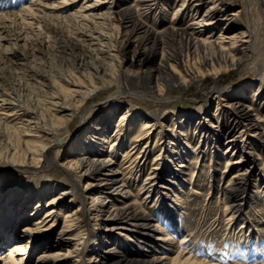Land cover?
Listing matches in <instances>:
<instances>
[{"label": "bare ground", "instance_id": "1", "mask_svg": "<svg viewBox=\"0 0 264 264\" xmlns=\"http://www.w3.org/2000/svg\"><path fill=\"white\" fill-rule=\"evenodd\" d=\"M74 1L76 0H72V3ZM80 1L78 7L70 14L85 25L88 20L100 24V21H96L100 16L94 10L99 4L101 5V0ZM172 1L174 0H131L130 3H127L126 0L109 1L110 4L105 10L108 16L103 19L104 22L102 21L101 24L110 25L114 32L100 31L98 36L111 43L113 49L116 50L114 54L116 58L117 52L121 53L124 58L117 61L118 67L108 68L107 72V68L103 65H88L94 71L90 72L93 78L88 79L87 84L84 81L81 83L78 78L68 80L69 85L67 90L62 93V98L56 96L57 99L52 102L53 109L56 114H59L57 119H51L45 113H40L33 119L20 120L19 123H16L18 116H15L14 111L5 108L2 104L6 100L3 97L0 98L2 102L0 104V139L2 138L5 143L0 148L5 152L9 161L21 165H37L43 162L50 164L52 157H48L47 152L58 141L55 137L54 126L57 124L68 125L75 108L80 107L86 101V97L91 96L92 89L106 87L117 76H121L125 82L135 80L138 86L151 93L152 98L164 104L167 99L166 94L174 88L197 85L206 78L217 80L231 69L239 67L242 61L246 62L247 67H254V69L264 66V63L259 65L257 63V56L264 48V40L259 39V21L252 16L253 14L251 15V10L255 6L261 8L263 12L264 0H243L242 8L246 15H249L246 17V24L234 28V30H232L233 22L237 11H229V5L225 0H180L178 6L173 8L170 13L167 23V21L165 22L167 10L163 4L170 5ZM67 2V0H61L62 4ZM200 9L201 12H199ZM27 10H31L30 5ZM221 20H223V24L220 26L222 30L211 38L212 30ZM120 28H122L121 36ZM167 38L176 42L180 46L179 49L164 51L162 44ZM81 40L80 47L84 45L83 38ZM84 50L77 54L78 66L85 65L84 57L92 58L90 51ZM99 51L102 52L98 49L95 52L96 56ZM127 53H129L128 58ZM158 54V60L155 62ZM86 67L83 66L82 69L85 70ZM99 72L101 74L97 75ZM104 73H108L110 78H103ZM252 81L242 82L240 87H233L230 90V96L218 98L221 101L218 100L215 106L219 110L215 114L212 112L208 118L199 116L201 118L196 120L191 111L178 114L174 109L166 111V118L169 122L168 126L164 128L156 126V116L139 112L131 105L121 106L116 100L105 103L103 108L105 110L100 115L93 117L89 123L82 122L78 135L72 138L70 147L59 162L63 166L68 183L62 185V181L52 178L37 193L31 191L33 189L31 186L30 188L28 186L27 188L15 187L8 193L0 187V235L6 232L5 225L9 218H15L16 222L31 219L41 209L42 197L47 193H52L45 202V205L48 204V206L44 212L33 219L31 225L21 227V232L18 235L7 238L8 246L5 251L7 256L0 254V264H22L25 262L31 243L38 248L32 264H89V262L92 264H217L184 255L183 251L179 249V245L188 239L187 236L176 241V250L172 255L160 256L146 262L144 259L132 258V255H128L127 250H119L118 253L121 254H116V258L108 261L106 260L107 256L102 254L101 245L108 239V231L112 228L129 229L141 239L140 241L154 249L155 247L164 249L173 242L172 236L169 232H165L162 223H154L156 226L150 228L149 226L153 225L148 222L151 215L140 214L135 200L126 201V199L130 195V186L135 183L137 176L146 168V160L152 149L150 139L153 137L154 139L158 137L159 141L163 142L168 149L162 157L160 156L161 150L158 152L155 162L149 167L145 180L141 183L137 193L140 189H144L146 191L142 197L144 199L149 195V192H157L162 171H164V175L179 177L174 174H178L177 172L180 170H174L172 167L176 158L185 161L187 165L191 163L186 160L191 153L188 146L193 137L187 135V128L195 129L198 126V132L202 137V144L198 146L202 147L201 145H203V148L198 151L195 148L193 150L196 157L200 152L218 146L220 136L224 138L225 149L230 151L227 154L229 158L239 152L236 159L226 162V167L229 164V168L225 167L226 169L221 174V179H226L221 189L223 196L229 199L226 201L224 209L241 212L244 204V192L249 184L248 173L255 170L257 158H259L255 148L248 146L255 145L258 139L259 147L264 148V130L260 124L261 118L256 115L251 117L250 114L253 105H255L253 104L255 102L254 95L262 98L261 101L263 100L264 83L260 79L256 80L255 84ZM80 87L83 89H79ZM214 87L216 93L220 92L221 88L218 85ZM241 92L242 95L249 93L252 100H241L239 98ZM68 97L73 98L69 103L66 102ZM100 108L102 109V107ZM113 114L118 118L114 122V129L110 132ZM1 118H7L11 123L10 121L2 122ZM193 121H196L197 125H193ZM131 124H139L140 129H138L136 137L130 139L132 144L123 150V159L119 160L117 164L116 150L127 141V127ZM32 128L35 129L31 131ZM155 129L156 132H154ZM26 135H30V137ZM144 139L146 140L140 146L141 148H135ZM104 142H106V148L103 147ZM214 151L216 150L214 149ZM214 155H218V153L215 152ZM157 159H159L158 162ZM245 160H250V164L243 167L240 172H233L227 179L229 169L239 166L238 164ZM179 165H184V163ZM5 166L0 168L4 169ZM77 168L79 169L77 170ZM259 168L264 169V161ZM191 169L189 182L193 187L195 167ZM10 175H13L16 181L20 180L21 182H25V180L27 182L30 177L23 173ZM0 177L4 181L3 179L7 175L2 173ZM254 180V186H261L264 193V175L258 173ZM179 181L181 182V180ZM179 191L182 193L181 188ZM33 194H36L37 199L32 203L28 212L23 213L22 210L30 202ZM159 197H161L160 200L164 198L161 195ZM61 198L62 200H60ZM74 200H78V204L71 209L64 210ZM114 201L119 202L117 204ZM122 202L124 203L121 204ZM59 215L62 216V225L57 233H61V235L55 238L50 234V227L55 224ZM138 217L141 218L139 222H137ZM170 218L167 217V219ZM89 224L97 230V238L85 253L84 242L86 239L82 237ZM153 230L164 232L165 237L155 236ZM179 231L181 230L176 232ZM62 240L67 248L61 250ZM160 240L164 242L159 243ZM56 246H58V250ZM109 249L113 251V249ZM135 251L133 250V252ZM238 252L242 255L251 254V252L248 253V247L239 248ZM84 253L85 256L87 255L85 257L87 260L83 257ZM70 254L73 255L71 261L65 258ZM16 256H19L18 261ZM250 264H264V260L260 259L256 263Z\"/></svg>", "mask_w": 264, "mask_h": 264}, {"label": "rangeland", "instance_id": "2", "mask_svg": "<svg viewBox=\"0 0 264 264\" xmlns=\"http://www.w3.org/2000/svg\"><path fill=\"white\" fill-rule=\"evenodd\" d=\"M67 1L66 4H62L61 0H0V98H5L6 101L2 105L9 109V111H14L16 113L15 116H18L16 123H19L20 120L33 119L35 115L38 116L40 113H45L51 119H57L59 114H56V111L53 109L52 102L57 97L62 98V93L67 90V86L69 85L67 83L68 80L78 78L81 83L84 81L87 84L88 79L93 78L90 75V72L94 71L90 67L92 64L103 65V67L107 68V72L108 68L118 67L117 61L124 58L118 52L116 58L114 56L116 50L113 49L111 43L107 39H101L98 36L100 31L110 30V32H114V29L110 25L106 23L101 24L103 19L108 16L105 10L110 4V0H101V5L99 4L94 10L100 16L96 20L100 21V24L88 20L86 21V25L78 22V18L70 14V12L78 7L81 1L76 0L74 3H72V0ZM126 1L127 3L131 2V0ZM225 1L229 5V11H237L232 30L245 25L246 17L249 14L246 15V12L242 8L243 0ZM179 2L180 0H174L170 5L163 4L167 10L165 22L167 21L168 23L170 13L173 11V8L178 6ZM29 5L31 6V10H27ZM199 12H201V9ZM251 12V15L253 14L252 16L259 21V39L264 40V10L262 12L261 8L255 6ZM223 20L212 30L211 38L218 35L222 30L220 26L223 24ZM121 35L122 28H120ZM81 38H83L84 45L80 47V42L82 43ZM162 46L164 51L178 50L180 47L176 42H172L168 38L163 42ZM84 49H88L92 54V58L84 57L83 61L85 65L83 66H87L85 70L82 69L83 66H78L77 64V54L85 51ZM98 49L102 52L99 51L96 56L95 52ZM126 56L128 58L129 53ZM158 57L159 54L155 62H157ZM257 63L258 65L264 63V48L257 56ZM123 67H125L124 64ZM100 74L101 72L97 75ZM102 77L105 79L110 78L108 73H104ZM206 79L197 85L174 88L166 94L167 99H165L166 103L164 104L152 98L151 93L138 86L135 80L125 82L121 76L113 78V81L109 85L106 84L107 86L104 88L96 87V89H92L91 96L86 97V101L80 107L75 108L73 117L68 125L57 124L54 126L55 137L58 141L47 152V156L52 157L50 164L46 162L37 165L15 164L16 162L9 161L8 157L5 156V152L1 151L0 148V153L2 152L0 155V167L6 165L4 169L0 168V176L2 173L7 175V177H4V181L0 177V187L8 193L10 189L15 187L27 188L28 186L30 188L31 186L33 187L31 191L37 193L52 178L62 181V185L68 183L66 182L68 178L64 175L63 166L59 163L62 156L66 153L68 147H70L72 138L78 135L82 122L89 123L90 120H93V117L98 116V114L100 115L105 110L103 109L105 105L112 100H116L121 106L128 104L139 110V112L148 113L150 114L149 116H156V126L164 128L168 126L169 122L168 118H166V111L172 109L176 111V114L191 111L196 120L201 117L208 118L212 112H214L213 114L217 113L219 109L217 110L215 104L218 100L221 101L218 98L230 96V90L233 87H240L242 82L249 83L252 80L253 84H255L258 79L264 83V66L254 69V67H247L246 62L242 61L239 67L231 69L223 76L217 78V80ZM94 80L98 84L97 79L94 78ZM215 85L221 88L220 92H215ZM79 89H83V87ZM262 91L264 93V85ZM240 96L241 100H252V96L249 93L242 95L241 92ZM256 97L254 95L255 102L253 104L255 105H253L250 114L251 117L256 115L261 118L260 124L264 130V96L262 101V98ZM72 100V97L66 98V102L68 103ZM116 118L118 116L113 114V123L111 122L109 128L110 132L114 129ZM35 119L38 120V118ZM1 121L9 122L10 120L1 118ZM213 122H215L214 119ZM194 124L197 125V122L193 121ZM34 129L32 128L31 131ZM127 129V143L125 142L116 150L115 160L117 164L119 160L123 159V150L132 144L130 139L136 137L140 127L139 124H131ZM198 129L197 126L195 129L187 128L186 130L187 135L193 137L188 146L191 153L187 156L186 160L191 163L187 165L185 161L176 158L175 164L172 167L174 170H180L177 172L178 174H174L179 175V177L174 178L172 175H164V171H162L157 192H149V195L143 199L142 197L146 191L140 189L139 193H137L139 187L145 180L149 167L155 162L159 154L158 152L161 150L160 156L162 157L168 149L163 142L159 141L158 137L156 139L154 137L151 138L152 149L146 160V168L137 176L135 183L130 186V195L126 199V201L135 200L134 202L137 203V207L140 209V214L147 213L151 215L148 222L153 225H150V228L156 226L154 223H162L165 232H169L172 236L173 242L169 243L164 249L158 247L154 249L140 241L141 239L129 229L120 230L112 228L108 231V239L101 245L102 254L107 256L106 260L110 261L116 258L118 254H121L118 253L119 250H127L128 255H132V258L144 259L145 262L153 258H159L160 256H170L176 250V241L184 236H187L188 239L179 245V249L183 251L184 255H189L193 259L215 262L217 264H250L256 263L260 259L264 260V193L261 190V186H254V179L257 174L261 173L264 175V169L259 168L264 161V148L259 147L260 141L258 139L255 145L250 144L248 146L249 148H255L259 158H257L255 170L252 173H248L249 184L247 183L248 187L244 192L243 209L241 212H234V209L226 210L224 209L225 204L229 199L225 198L222 194L221 186L225 184L226 179H221V174L224 172V169L229 168V164L226 167V162L236 159L239 156V152L234 153L229 158L227 154L230 151L225 149L224 138L220 136L218 146L214 148L216 151L213 148H208L200 152L198 157H196L193 153L194 148L197 151L203 148V145H201L202 147L198 146L202 144V137H200ZM154 132H156V129ZM26 136L30 137V135ZM250 138L253 137L250 136ZM254 138L256 139V137ZM145 140H142L135 148L140 149ZM4 144L1 138L0 147ZM104 145L103 147L106 148V142H104ZM215 152L218 155H214ZM123 161L125 162L126 160ZM180 163H184V165H179ZM249 164L250 160H245L238 164L239 166L229 169L227 179L233 172H240L243 170V167ZM193 167H195V180L192 187V184L189 182V175L192 173L191 168ZM249 168L252 169L253 167ZM12 173H23L30 177H28L27 182L26 180L25 182L16 181L13 175H10ZM180 188L182 189V193L179 191ZM51 194L47 193L42 197V207L31 219L16 222L15 218H9L8 223L5 225L7 228L6 232L0 235L1 256H7L5 254L8 246L7 238L18 235L21 232L20 228L24 225H31L32 220L41 215L48 206V204L45 205V202L47 198L51 197ZM160 195L164 196L162 200H160ZM36 199V194H33L30 202L22 210L23 213L28 212V209ZM78 202V200L72 201L64 210L71 209ZM114 202L118 204L119 201ZM168 216L171 218L167 219ZM58 217L55 220V224L50 227V234L55 238L61 235L57 231L62 225V216L59 215ZM140 220L141 218L138 217L137 222ZM87 227L86 233L82 237L86 239L84 242L85 253L95 243L97 238V230L90 224ZM178 230L181 231L176 232ZM153 233L155 236L165 237L164 232L153 230ZM162 242L164 241L160 240L159 243ZM64 244L65 242L62 240L61 250L67 248ZM243 247H248V253L251 252V254L242 255L239 253V248ZM109 248L113 249V251H110ZM37 250L36 245L31 243L25 262L22 264H32ZM133 250L136 251L133 252ZM85 253L83 254L84 259L87 257ZM18 258L19 256H16L17 261ZM65 258L71 261L73 255L70 254ZM89 264H92V262H89Z\"/></svg>", "mask_w": 264, "mask_h": 264}]
</instances>
